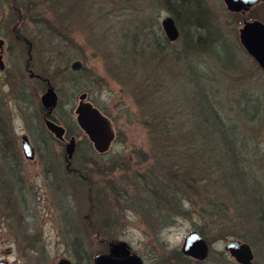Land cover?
Wrapping results in <instances>:
<instances>
[{
    "label": "rangeland",
    "instance_id": "obj_1",
    "mask_svg": "<svg viewBox=\"0 0 264 264\" xmlns=\"http://www.w3.org/2000/svg\"><path fill=\"white\" fill-rule=\"evenodd\" d=\"M181 4L0 0V264H96L123 242L142 264H240L225 248L235 238L264 264V68L239 36L264 22V0ZM81 101L110 119L102 150L77 121ZM194 229L205 259L178 254Z\"/></svg>",
    "mask_w": 264,
    "mask_h": 264
},
{
    "label": "water",
    "instance_id": "obj_2",
    "mask_svg": "<svg viewBox=\"0 0 264 264\" xmlns=\"http://www.w3.org/2000/svg\"><path fill=\"white\" fill-rule=\"evenodd\" d=\"M227 8L230 11H242L249 9L259 0H224ZM1 17V16H0ZM163 28L170 40L178 38L180 31L172 16H167L162 21ZM240 40L247 51L256 59V61L264 68V22L258 19L244 20V25L240 28ZM3 39L0 38V68L4 67L1 47ZM80 62L76 61L72 64L73 68L80 67ZM85 95H82L84 97ZM46 97H50L53 101L49 103ZM56 99L54 88L48 87L47 92L43 95L45 104H53ZM46 101V102H45ZM77 121L85 128L94 141L99 150L106 148L114 135L113 127L110 119L97 106L89 101H81L77 107ZM47 125L53 129L58 135L63 133V127L50 118L46 117ZM74 137L71 138V141ZM23 147L27 157L34 156V149L27 135H23ZM74 145L68 148V157H72ZM226 250L241 264H253L254 252L252 246L241 239H230L225 245ZM181 251L186 256H191L197 259H205L210 251V243L204 235L194 229L186 234ZM127 253L128 258L116 259L110 254H102L97 257L96 264H142L140 258L130 252L126 242L114 245L112 254ZM64 260L58 261V264H63Z\"/></svg>",
    "mask_w": 264,
    "mask_h": 264
},
{
    "label": "trees",
    "instance_id": "obj_3",
    "mask_svg": "<svg viewBox=\"0 0 264 264\" xmlns=\"http://www.w3.org/2000/svg\"><path fill=\"white\" fill-rule=\"evenodd\" d=\"M191 0H182V3L183 4H187V3H189ZM20 4H22V3H20ZM19 4V2H18V5H20ZM203 14H205V13H193V12H191V13H189L188 14V19H190L191 20V23L193 24V23H196L198 26H206V25H208V24H206L207 23V21H205V19L203 18L202 19V17L204 16ZM198 15H201L202 17H198ZM206 15V14H205ZM189 40H191V37H189ZM204 45V44H203ZM81 80L82 79H78V81H77V83H80L81 82ZM80 88V87H79ZM97 105H99L98 103H97ZM209 105H212L211 103L209 104ZM99 107H100V105H99ZM210 107H212V106H210ZM101 108V107H100ZM213 110V109H212ZM213 111H215V110H213ZM71 123L75 126V127H77V123L75 122V120L74 119H72L71 118ZM0 145H2V144H0ZM6 158L8 157V155H4ZM8 160V159H7ZM12 166V165H11ZM172 192H171V190H167V195H168V197L169 196H171L172 194H171ZM172 200V197H170V198H167V201H171ZM200 231V230H199ZM202 234H203V232L202 231H200ZM204 235V234H203ZM205 236V235H204ZM206 237V236H205ZM207 238V237H206ZM208 239V238H207ZM178 254L179 255H184L183 253H182V251L181 252H178ZM185 256V255H184Z\"/></svg>",
    "mask_w": 264,
    "mask_h": 264
},
{
    "label": "flooded vegetation",
    "instance_id": "obj_4",
    "mask_svg": "<svg viewBox=\"0 0 264 264\" xmlns=\"http://www.w3.org/2000/svg\"><path fill=\"white\" fill-rule=\"evenodd\" d=\"M51 106H52V104H51L49 107H51ZM49 114H50V110H49V111L47 110V111L45 112V116H47V115H49ZM45 118H46V117H45ZM113 247H114V246H112V247L109 248L107 254H110V255L114 256V258L119 259V260H121V259H125V258H128L127 253H124V254H121V253H120V254H115V253H113V254H112V249H113ZM75 252L77 253V252H78V249H76ZM77 258H78V260H79V256H78V255H77ZM60 260H64V263H63V264H78V260H77V261H74V260H72L71 258H69V257H64V256L58 258L57 261L55 262V264H58V261H60ZM1 264H6V262H5V263L2 262ZM240 264H241V263H240ZM253 264H254V258H253Z\"/></svg>",
    "mask_w": 264,
    "mask_h": 264
},
{
    "label": "bare ground",
    "instance_id": "obj_5",
    "mask_svg": "<svg viewBox=\"0 0 264 264\" xmlns=\"http://www.w3.org/2000/svg\"><path fill=\"white\" fill-rule=\"evenodd\" d=\"M181 6L185 7V4L182 3ZM181 11H182V12H188V9H187V8H185V10H182V9H181ZM190 12H192V11L189 10V13H190ZM189 13H184V14H189Z\"/></svg>",
    "mask_w": 264,
    "mask_h": 264
}]
</instances>
